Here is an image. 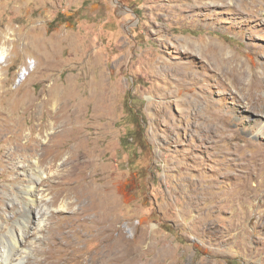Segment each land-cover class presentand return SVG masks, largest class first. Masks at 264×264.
I'll use <instances>...</instances> for the list:
<instances>
[{"label": "rangeland", "instance_id": "1", "mask_svg": "<svg viewBox=\"0 0 264 264\" xmlns=\"http://www.w3.org/2000/svg\"><path fill=\"white\" fill-rule=\"evenodd\" d=\"M0 46V234L29 208L31 264H264L262 112L229 85L264 79V0H0Z\"/></svg>", "mask_w": 264, "mask_h": 264}, {"label": "bare ground", "instance_id": "2", "mask_svg": "<svg viewBox=\"0 0 264 264\" xmlns=\"http://www.w3.org/2000/svg\"><path fill=\"white\" fill-rule=\"evenodd\" d=\"M6 56H7L6 48L3 46H0V63L5 61ZM248 56H250V55H248ZM228 58H230V57H228ZM229 61H230V59H229ZM234 62H233V64H234ZM237 64H235L233 66L234 71L232 72V77H230V79H229V85L234 90H237V91L243 90L245 97L247 99V104H248L246 106H249L250 108L258 106L259 111L262 112V116L259 118V121L256 122L254 125H252L249 122V125H250L249 131L252 134H260V135L264 136V99H263V97L257 95L258 91L260 90V87L264 88V81H262L264 79L261 80L260 78H257L255 76L250 77L248 79H245L246 70L243 67H239ZM251 64L252 65L254 64L253 60H252ZM228 73L231 74L230 72H228ZM248 74H249V72H248ZM261 78H263V77H261ZM232 109H233V107L228 108V112L226 111V113L223 115L225 118L224 120L230 118V113L235 111ZM221 118H223V117H220L219 119L217 117V119L219 120V125H216L220 129H222L221 122H223V120ZM240 120L245 125L246 120L243 118L241 119V117H240ZM247 122H248V120H247ZM263 174H264V172H263ZM36 185H37L36 181L34 179H31L30 184L28 183V185H26L28 187V190L25 191V195L28 197L30 202H32L34 205L40 206L41 202H38L37 199L40 198L39 201H41L42 197H45V196L43 194H41L40 196H38L39 198H37V195L34 193ZM87 195H88V193H87ZM80 196L81 195L79 194L78 197H80ZM45 205L46 204L43 203V204H41L40 207L43 209V207L45 208ZM65 207H66L65 204H63V205H61L60 208L64 209ZM46 208H47V206H46ZM43 216H45V211H42V214L39 216L37 223L34 226V230L36 231V233L40 232V228L42 227L43 222L45 221ZM20 217L23 220V222H19L20 220L14 221L12 223V225L9 226V228L4 233L0 234V264H31L32 263L27 257L32 255L33 247H34L33 243L36 241L35 240L29 241V243H27V240H26V235L30 231V227L28 226V224L30 223L29 208H27L22 213V215ZM106 247H108V245ZM35 249L37 250V248H35ZM37 252H39V251L37 250ZM40 252H43V251H40Z\"/></svg>", "mask_w": 264, "mask_h": 264}, {"label": "built area", "instance_id": "3", "mask_svg": "<svg viewBox=\"0 0 264 264\" xmlns=\"http://www.w3.org/2000/svg\"><path fill=\"white\" fill-rule=\"evenodd\" d=\"M34 67V61L32 59H27V66L22 68L19 72V79H24Z\"/></svg>", "mask_w": 264, "mask_h": 264}]
</instances>
